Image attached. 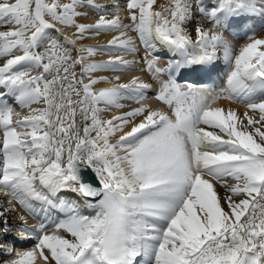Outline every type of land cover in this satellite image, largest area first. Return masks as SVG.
<instances>
[{
  "label": "snow or ice",
  "instance_id": "6c2138e0",
  "mask_svg": "<svg viewBox=\"0 0 264 264\" xmlns=\"http://www.w3.org/2000/svg\"><path fill=\"white\" fill-rule=\"evenodd\" d=\"M155 3L125 0L124 24L119 6L97 0H0V264H264V38L249 27L236 50L224 35L241 20L264 27V0ZM85 9L94 23L79 21ZM64 27L75 38L53 35ZM121 29L151 56L167 110L145 102L152 84L140 77L94 75L129 70L120 55L90 59L136 53ZM105 32L119 35L74 47ZM158 45L171 54L163 67ZM221 51L225 87L187 82ZM222 99L244 111L213 106ZM13 200L41 222L10 225ZM25 233L34 246L17 251Z\"/></svg>",
  "mask_w": 264,
  "mask_h": 264
},
{
  "label": "bare ground",
  "instance_id": "6f19581e",
  "mask_svg": "<svg viewBox=\"0 0 264 264\" xmlns=\"http://www.w3.org/2000/svg\"><path fill=\"white\" fill-rule=\"evenodd\" d=\"M63 2H67V0H63ZM97 2L101 3V4H105V5H117V6H119V8H120L119 14L121 16L122 23H124V24L131 23L129 13L126 9L125 0H97ZM168 2H169V0H156V3L154 4V9L158 10L160 5H167ZM109 10H113V9L110 8ZM85 11L88 12V16L79 18V21L84 22V23H94L95 20L98 18V14L92 10H89V9H85ZM260 24H261V21L259 18L255 19V20H246V21L241 20V21L237 22L236 24H234L230 30L225 31L224 35H225L226 39L230 42V44H232L235 47V49L238 50V47L241 44H243L244 42H246V40L243 37H244V33L247 31L248 27L255 28V30L257 32H259L260 38H264V31H261L264 29V27H261ZM57 27L59 28L61 26L57 25ZM0 30H6V29L3 27H0ZM121 31H127V35L131 36L134 40H136L137 49H138V51L136 53H132V54L128 55L129 53H127V52H103V51H101V52H98L94 57H91L90 59L107 60L110 56L120 55V56H123L124 59L129 60L131 62L129 64V70L122 71L119 73L100 71V72L95 73L94 75L108 76L109 78H111L115 75H119L121 77V80L119 81V83H126L133 76L142 77V78H145L148 81V83L152 84L151 89L153 90V92H156L158 90V82H156L152 79L151 74L147 72L146 67L143 63V59L145 58V56H147L148 58H151V56L148 54V52L144 48V46L139 43L137 33H135L134 31H132L130 29H127V30L121 29ZM74 32H75L74 28L64 27L62 29V33L54 32L53 35L63 34V35L69 36L70 38H75ZM118 35H119V32L101 33L100 35H94L89 39H84L82 41H78V43L74 47L76 49H78L80 47L81 43H83L85 45H103V44H106L107 41L110 40L113 36H118ZM194 35H195V33L193 32V36ZM66 46L67 47H73L72 45H66ZM157 47L159 49L157 54L161 56L160 66L163 67V66H165L167 60L169 59L168 56H171V54H164L166 52V50L159 48V45ZM73 55L75 56V55H77V53L73 52ZM214 64H215L216 68L218 69V75L220 77H223V75H224L223 86H226L225 81H226V73L228 71V61L224 58V54L222 51L219 52L218 59L216 62H214ZM133 66H136V68L134 69ZM137 67H138V69H137ZM76 71H77V73H79L78 67H77ZM86 82H87V78H85V83ZM107 87H112V84L106 83V82H98L96 85H94L95 90H99L101 88H107ZM146 95H147V100L145 101L146 103L151 104L153 107H163L165 110H167L166 106L162 105L161 102H159L155 96H153L152 94H148V91H147ZM6 99L8 101L14 102V101H12V98L10 96L6 97ZM9 99H11V100H9ZM124 103L128 106H134L131 101H124ZM221 105L224 107L237 108V109H239V111L241 113L244 111L243 105L238 104L235 101H228V100H223V99L217 101L216 104L213 106L215 107V106H221ZM42 106L43 105H36V104L32 105V107H42ZM13 107H15L16 111L20 112L22 115L27 114V112H28L27 108L17 107L15 104H13ZM124 110H127V108H125V109H112L110 115H105L104 118L108 119L111 117V115H119ZM208 150H210V149H208ZM217 190L220 192L221 195L224 194V189L220 188L219 185H217ZM0 201H2L4 203L5 207L8 206L7 200L2 195H0ZM12 203L14 205H17V201H15V200H13ZM18 215H24L27 218L28 224L30 226H36L41 222L40 217L31 216L29 213H27L26 210L20 208L17 205V212L8 214V220H9L10 225H20V221L18 220ZM56 215H57V212L51 213V216L53 218ZM41 216H43V213H41ZM11 235L12 236H19L18 229L14 228ZM24 235L26 237L25 239H23V240L17 239L13 245V246H15V249L17 251H21V250L31 248L34 246L35 238L34 237L28 238L27 233H25Z\"/></svg>",
  "mask_w": 264,
  "mask_h": 264
},
{
  "label": "rangeland",
  "instance_id": "374dc122",
  "mask_svg": "<svg viewBox=\"0 0 264 264\" xmlns=\"http://www.w3.org/2000/svg\"><path fill=\"white\" fill-rule=\"evenodd\" d=\"M261 31H264V29L261 30ZM254 35H256L257 38H260V36H259L260 34H259V32H257L256 30H255V32H254ZM234 37H235V36H234Z\"/></svg>",
  "mask_w": 264,
  "mask_h": 264
}]
</instances>
